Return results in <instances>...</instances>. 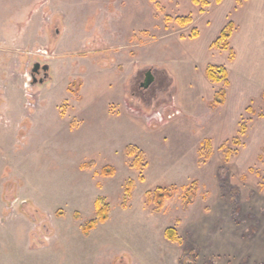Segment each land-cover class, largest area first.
<instances>
[{"label":"rangeland","instance_id":"rangeland-1","mask_svg":"<svg viewBox=\"0 0 264 264\" xmlns=\"http://www.w3.org/2000/svg\"><path fill=\"white\" fill-rule=\"evenodd\" d=\"M208 2L0 0V264H264V0Z\"/></svg>","mask_w":264,"mask_h":264},{"label":"trees","instance_id":"trees-1","mask_svg":"<svg viewBox=\"0 0 264 264\" xmlns=\"http://www.w3.org/2000/svg\"><path fill=\"white\" fill-rule=\"evenodd\" d=\"M221 1L222 0H215L216 3H220ZM192 3L193 5L199 7L200 12H202L203 8L209 4L208 0H192ZM167 20H169V18H167ZM175 20L182 26H185L191 22V18L189 16L177 17ZM232 26H233L232 23L228 22L227 25L220 31L218 39L211 46H217L219 49H222V50L227 49L228 48L227 39L231 35ZM196 35H197V32L194 30L192 32L191 37L192 38L196 37ZM205 75L207 79L210 80L211 82H214V83L223 82L225 85L229 84L227 80V76H228L227 71L222 66L207 65L206 70H205ZM73 83L77 84V82L76 83L73 82ZM71 90L73 89L71 88ZM73 92H75V90H73ZM223 96H224V92L220 91L215 96V100L213 102H210V106L213 107L214 104L215 105L221 104L223 102ZM236 140L235 142H237ZM203 146H207L208 148H210L209 140L206 139L204 141ZM128 154L135 155L133 159L134 165L140 166L142 164L141 162V159L143 158L142 153L138 152L137 154H135V151H133V149H129ZM210 155L211 153L209 151L206 154V157L208 158L210 157ZM87 166L88 167L91 166V163H87L84 165V167H87ZM113 172H114L113 168L109 166H105L102 169L103 175H112ZM130 190H131V182H128L126 184V189H125L126 194H129ZM175 190H176V187H172L168 190H160L158 192H155V194L147 193V197H146L147 202L149 205H154L155 212H160L163 208L164 202L173 196V193ZM194 195H195V187H193V189H190L189 187H183L182 195H181L182 204L184 206H188L189 204H191L193 202ZM95 211H96V218L87 222L82 227V231L85 235H87L91 229L95 228L97 223H103L104 221H106L108 217L109 207L101 199H97L95 202ZM165 234L171 241L179 242V243L181 242V240L176 236L175 229L168 228L166 229Z\"/></svg>","mask_w":264,"mask_h":264},{"label":"water","instance_id":"water-1","mask_svg":"<svg viewBox=\"0 0 264 264\" xmlns=\"http://www.w3.org/2000/svg\"><path fill=\"white\" fill-rule=\"evenodd\" d=\"M39 68H41V70L44 71V72H46V74H47V71L49 69V66L47 64L40 65V63H38V62L34 63L33 66H32V68H31V72H30V78H31L32 82H34V73ZM152 80H153L152 73H151L150 70H148L147 73H146V78L141 83V87L142 88H146L152 82Z\"/></svg>","mask_w":264,"mask_h":264},{"label":"flooded vegetation","instance_id":"flooded-vegetation-1","mask_svg":"<svg viewBox=\"0 0 264 264\" xmlns=\"http://www.w3.org/2000/svg\"><path fill=\"white\" fill-rule=\"evenodd\" d=\"M147 71H148V70H147ZM147 71L144 73L142 81H140V86H141V83H142V82L144 81V79L146 78V73H147ZM41 74H43V76H41ZM44 79H46V80H44ZM49 79H50V77L47 76L46 72L42 71L41 68H39V69L34 73V83L37 82V81H41V80H44V82H45V81H47V80H49ZM141 88H142V87H141ZM8 201H9V200H8Z\"/></svg>","mask_w":264,"mask_h":264},{"label":"crops","instance_id":"crops-1","mask_svg":"<svg viewBox=\"0 0 264 264\" xmlns=\"http://www.w3.org/2000/svg\"><path fill=\"white\" fill-rule=\"evenodd\" d=\"M2 192H3V190H2ZM9 201H7L5 198H4V196H3V194H2V198H0V204H1V206H0V211H2V214H6L5 216H8L9 214L8 213H10L11 212V210H9L10 209V207H9V205L7 204ZM20 212V211H19ZM17 214H19L22 218H23V212H21V213H17ZM4 217V216H3Z\"/></svg>","mask_w":264,"mask_h":264}]
</instances>
